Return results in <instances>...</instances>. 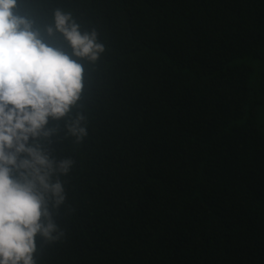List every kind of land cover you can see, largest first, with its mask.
<instances>
[{
    "label": "trees",
    "instance_id": "1",
    "mask_svg": "<svg viewBox=\"0 0 264 264\" xmlns=\"http://www.w3.org/2000/svg\"><path fill=\"white\" fill-rule=\"evenodd\" d=\"M31 3L106 48L88 137H54L76 164L38 264H264V0Z\"/></svg>",
    "mask_w": 264,
    "mask_h": 264
},
{
    "label": "clouds",
    "instance_id": "2",
    "mask_svg": "<svg viewBox=\"0 0 264 264\" xmlns=\"http://www.w3.org/2000/svg\"><path fill=\"white\" fill-rule=\"evenodd\" d=\"M105 51L71 11L43 23L31 0H0V264H38L41 246L65 235L62 178L76 160L55 154L54 137H88L86 63Z\"/></svg>",
    "mask_w": 264,
    "mask_h": 264
}]
</instances>
